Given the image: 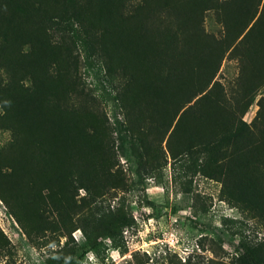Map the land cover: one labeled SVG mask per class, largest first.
Instances as JSON below:
<instances>
[{
  "label": "trees",
  "instance_id": "1",
  "mask_svg": "<svg viewBox=\"0 0 264 264\" xmlns=\"http://www.w3.org/2000/svg\"><path fill=\"white\" fill-rule=\"evenodd\" d=\"M208 10L218 37L203 29ZM227 50L239 64L230 93L214 79ZM81 67L112 88L144 164L159 160L167 135L171 157L201 158L204 176L231 180L264 215V100L251 125L241 119L264 86V0H0V129L12 134L0 200L29 238L66 237L45 264H75L131 224L98 201L118 187L106 170L114 140ZM237 254L261 263L251 246Z\"/></svg>",
  "mask_w": 264,
  "mask_h": 264
},
{
  "label": "rangeland",
  "instance_id": "2",
  "mask_svg": "<svg viewBox=\"0 0 264 264\" xmlns=\"http://www.w3.org/2000/svg\"><path fill=\"white\" fill-rule=\"evenodd\" d=\"M261 5L260 2L256 16ZM202 26L215 37L223 32L212 10L204 12ZM23 49L26 51L27 46ZM238 73V60L227 50L214 79L229 92L235 88ZM81 75L85 86L102 98L100 107L114 140L113 159L106 170L115 173L118 187L110 188L98 201L106 213L120 212L131 219V224L113 239H101L96 252L86 251L75 264H244L237 256L240 243L251 246L261 259L260 264H264V215H258L251 207L247 194L229 179L224 182L222 178L204 176L199 171L201 158L171 157L165 147L167 135L158 145L162 151L159 160L144 164L145 158L138 159L136 147H132L133 135L126 130L128 123L111 97L112 88L100 83L101 77L86 73L83 67ZM110 82L113 88L118 83L115 79ZM263 100L264 86L255 91L242 115L246 124H252ZM11 141V132L0 129V151ZM83 194L79 190L77 197ZM0 231L5 237L0 245V264H45L54 249L66 240L60 237L56 246L48 243L50 233L42 239L29 238L1 200ZM71 237L77 245L84 240L80 228L72 231Z\"/></svg>",
  "mask_w": 264,
  "mask_h": 264
}]
</instances>
